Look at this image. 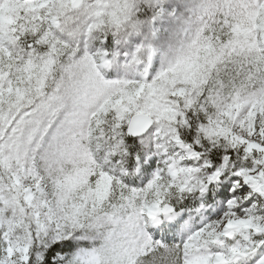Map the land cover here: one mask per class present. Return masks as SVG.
<instances>
[{
  "label": "snow or ice",
  "instance_id": "obj_1",
  "mask_svg": "<svg viewBox=\"0 0 264 264\" xmlns=\"http://www.w3.org/2000/svg\"><path fill=\"white\" fill-rule=\"evenodd\" d=\"M0 264H264V0H0Z\"/></svg>",
  "mask_w": 264,
  "mask_h": 264
}]
</instances>
